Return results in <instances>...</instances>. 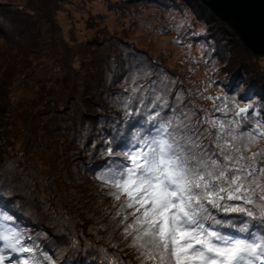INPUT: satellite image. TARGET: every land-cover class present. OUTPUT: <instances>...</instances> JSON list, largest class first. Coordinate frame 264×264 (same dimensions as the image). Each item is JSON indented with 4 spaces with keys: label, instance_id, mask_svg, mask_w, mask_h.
Segmentation results:
<instances>
[{
    "label": "rangeland",
    "instance_id": "rangeland-1",
    "mask_svg": "<svg viewBox=\"0 0 264 264\" xmlns=\"http://www.w3.org/2000/svg\"><path fill=\"white\" fill-rule=\"evenodd\" d=\"M4 1L14 6L0 8V123L5 125L0 128V187L6 188L13 206L19 202L20 209L38 219L35 224L42 219L53 222L44 202L58 201L65 190L70 193V198H64L69 204L75 191L85 194L88 202L85 196L77 198L85 201L80 204L81 214L91 215L94 225L104 224V235L115 236L114 251L102 254L95 243L87 252L76 249L71 255L66 248L72 233L69 225L54 224L66 235H55L61 241L52 244L46 232L45 236L59 258L87 257L93 264H111L114 259L115 263L120 239L136 257L121 232L115 231L113 217L122 205L99 178L110 160L104 155L105 164L94 171L90 166L97 156L87 158L95 150L93 139L99 136L100 125L93 119L97 102L117 104L116 96L124 91L135 105L144 96L148 103L167 84L169 102L181 91L183 99L177 107L191 108L196 113L193 119L205 118V112L222 117L211 111L219 101L204 100L201 94L231 96L239 88L243 96L245 85L257 82L264 99V57L242 49L195 0H43L30 6L26 0ZM185 19L190 27L183 25ZM104 87L116 94L103 97ZM133 87L143 91L133 93ZM81 129L82 138L71 135ZM98 140L96 147L104 148L102 135ZM252 147L264 149V140ZM58 213L64 220L68 217L63 210ZM85 223L81 230L89 233L93 228ZM128 260L120 262L129 264Z\"/></svg>",
    "mask_w": 264,
    "mask_h": 264
},
{
    "label": "snow or ice",
    "instance_id": "snow-or-ice-1",
    "mask_svg": "<svg viewBox=\"0 0 264 264\" xmlns=\"http://www.w3.org/2000/svg\"><path fill=\"white\" fill-rule=\"evenodd\" d=\"M153 95L148 103L139 98L138 108L130 98L124 127L104 137L110 163L99 178L122 205L115 231L137 264H264V149L252 147L264 140V99L245 100L239 88L231 96L201 94L219 101L211 111L223 115L193 119L191 108L177 107L181 91L171 103L167 84ZM134 120L139 126L129 135ZM12 220L0 210V264H55Z\"/></svg>",
    "mask_w": 264,
    "mask_h": 264
},
{
    "label": "trees",
    "instance_id": "trees-1",
    "mask_svg": "<svg viewBox=\"0 0 264 264\" xmlns=\"http://www.w3.org/2000/svg\"><path fill=\"white\" fill-rule=\"evenodd\" d=\"M1 1H0V8L2 7V8H5L7 10L9 7L14 6V4H10L6 1H3V2H1ZM36 1L41 2L43 0H26V4L28 6H30L31 4L34 5V3ZM48 1H51V0H47V2ZM54 1H56V0H54ZM187 1L190 3L191 0H187ZM198 5L204 13H207L214 21H217L215 18H213L207 12L206 9L201 7L200 4H198ZM15 6H16V4H15ZM217 23H219V22L217 21ZM219 24L221 26H223L221 23H219ZM223 28L228 33L227 29L224 26H223ZM233 39H235V37H233ZM235 41H236V39H235ZM255 83H257V82H253L249 86H248V84L245 85V87H247V88H245V93L243 94V97L246 100L249 97H251L252 99H255V100L262 99L260 92H258L260 90L262 91V89L259 90V88H257V85ZM240 84H241V86H243L244 81H241ZM231 85H232V87H235V85L233 83ZM108 86H109V84H107V87ZM102 89L105 91L103 94V97L104 96H114L116 94V90L113 93H110L109 90L111 89V87L110 88L104 87ZM118 94L119 95L116 96V98L119 97L117 100V104H114L112 102V100H111V102L108 101V104H107L105 102V100H102V99H101V102L99 100L96 104V107L98 106L97 107L98 113L93 119L96 118L95 121L99 123L100 126H99L98 134H99V136L102 135L103 139H104V137L111 138L112 136L115 135L116 129H122L124 127L122 121L124 119L125 107L128 103V100L130 98L132 99V97L129 96V92L120 91V93H118ZM263 95H264V93H263ZM71 98H73V97L71 96ZM96 98L97 99L100 98V95H97ZM132 104L135 105L133 99H132ZM135 106L137 108L139 107V105H135ZM108 107H109V109H108ZM129 110H132V109L130 108ZM3 122L0 123V128L3 126V128L5 129V125L3 124ZM87 122L91 123V121H87ZM138 126H139L138 121H135V120L132 121L130 124L129 135L131 133V130L134 129L135 127H138ZM83 131L84 130H82V129L80 131L79 130L73 131L71 133V135L72 136L74 135L76 138H82L79 134ZM90 131H92V130H90ZM100 133H102V134H100ZM98 134L93 135V136H97ZM24 135L28 138V136H29L28 131L25 130ZM98 137H96V139L95 138L93 139V143L95 145V150L91 153V155H89V156L87 155V158H89V159H90V157L91 158L94 157V155L97 156V160L90 166V167L94 166V171L101 169L103 167V165L105 164L104 160L102 159V157L104 156L103 155L104 148L96 147L98 145L97 143L101 142L100 140L97 141ZM120 150H124V149H120ZM109 163H110V161L107 164L109 165ZM90 167H88V168H90ZM88 168H87L88 173H92L91 170H88ZM106 168L107 167H105V169ZM96 174L97 173L95 172V175ZM7 193H8V191L6 190V188L0 187V210L8 212V214L13 217V220L10 222L12 224V226L17 227L18 229H23V230L26 229L27 232L24 231L25 232V240L27 241L31 238H34V239H32V243L36 246V248L40 252H46V253H48L49 256L53 257L55 264H93V261L87 259V257H85L83 259L78 258L76 260L75 258H73L69 255L63 256V258H59V256L53 252V250H52L53 247L51 246V244L53 243V241L58 242V243H60V241H61L60 240L61 238L55 237V235H58L61 233L66 235V233L60 232L59 229L57 228V226H55L54 224L69 225L70 232H72V233H70V235H69L68 244L66 245V248L68 249V251L71 255L75 254L76 249H77V251L85 249V252H87L89 247L94 246L93 244H95V243L98 244V246L100 247L102 254H105V255L107 254V256H109L110 253L109 252L106 253L104 251L105 250L106 251H111V250L114 251V246L112 244L115 243V236H109V233L107 235H104V231L106 232V230H107V229L104 230V228H105L104 224H102L100 222L99 224L94 225L93 221L91 220V215H86L84 213L81 214L83 207H81L80 204H84L85 201L83 203L78 202L80 200L77 201V198H81V196H85L84 193L75 191V196L72 195L73 202H70V204H69L68 199H66V200L64 199V198H70V193L66 190L62 193V196H60L61 198L58 199V201H56V199H55L54 201L49 200L47 202H44L43 207L46 209V213H50L52 215L53 222L51 220L49 221L48 219L46 220L47 222H43L44 219H42V221H39L38 224H35V222L38 220L36 217H33V215L29 214L23 208L20 209L19 202H15V204L13 206L11 203V199L8 200L9 195ZM30 194H31V192H30ZM11 195L12 196L16 195V193H12ZM85 199L88 202L87 197ZM63 203L66 204L65 207L62 206ZM60 210H63L68 214L67 215L68 217L65 220L63 219L62 215L60 213H58ZM76 212H79V215H76L75 214ZM34 213L36 215V212H34ZM218 215H223V214H218ZM42 217H44V216H42ZM83 217H85V218H83ZM70 218L73 219V222L70 221ZM83 222H86L85 224L87 226L91 225L90 228H93V230H91L89 233L81 230V227L85 226V225H83ZM46 227L51 228V230H53V231L50 232ZM45 232L50 236V238L48 240H50L51 244L47 241V238L45 236ZM101 235L103 236V239H101L99 237ZM73 244H75L76 247H72ZM90 244H92V245H90ZM119 246H120L119 252L118 253L114 252L116 255L119 256V260H118V262L115 261V263H113L114 259H110L112 261L111 264H121L120 261L127 260V259H129L128 260L129 264H137V260L135 262H132L133 260H135L133 258V257H135V255L132 254L130 249L127 250L126 246L123 244L121 239L119 240ZM89 253H91V252H89Z\"/></svg>",
    "mask_w": 264,
    "mask_h": 264
},
{
    "label": "water",
    "instance_id": "water-1",
    "mask_svg": "<svg viewBox=\"0 0 264 264\" xmlns=\"http://www.w3.org/2000/svg\"><path fill=\"white\" fill-rule=\"evenodd\" d=\"M253 57H264V0H195Z\"/></svg>",
    "mask_w": 264,
    "mask_h": 264
},
{
    "label": "flooded vegetation",
    "instance_id": "flooded-vegetation-1",
    "mask_svg": "<svg viewBox=\"0 0 264 264\" xmlns=\"http://www.w3.org/2000/svg\"><path fill=\"white\" fill-rule=\"evenodd\" d=\"M1 1V0H0ZM4 0H2L1 2H3Z\"/></svg>",
    "mask_w": 264,
    "mask_h": 264
}]
</instances>
